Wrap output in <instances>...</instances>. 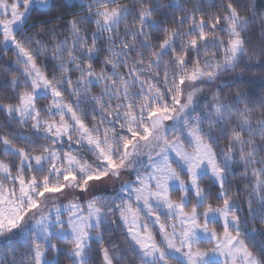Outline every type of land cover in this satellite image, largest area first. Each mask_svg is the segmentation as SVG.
Masks as SVG:
<instances>
[{
  "label": "snow or ice",
  "instance_id": "6c2138e0",
  "mask_svg": "<svg viewBox=\"0 0 264 264\" xmlns=\"http://www.w3.org/2000/svg\"><path fill=\"white\" fill-rule=\"evenodd\" d=\"M0 264H264V0H0Z\"/></svg>",
  "mask_w": 264,
  "mask_h": 264
},
{
  "label": "trees",
  "instance_id": "16d2710c",
  "mask_svg": "<svg viewBox=\"0 0 264 264\" xmlns=\"http://www.w3.org/2000/svg\"><path fill=\"white\" fill-rule=\"evenodd\" d=\"M9 55H11V53Z\"/></svg>",
  "mask_w": 264,
  "mask_h": 264
}]
</instances>
